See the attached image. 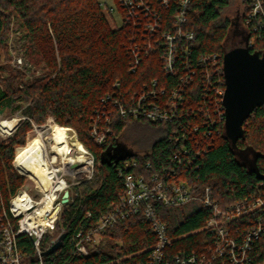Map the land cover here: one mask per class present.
<instances>
[{
    "label": "trees",
    "instance_id": "1",
    "mask_svg": "<svg viewBox=\"0 0 264 264\" xmlns=\"http://www.w3.org/2000/svg\"><path fill=\"white\" fill-rule=\"evenodd\" d=\"M237 2L192 0L190 6L187 27L196 35L193 57L217 56V61L210 64L211 75L215 77L213 81L221 79L222 75L219 76L216 69L223 65L224 54L236 48L229 40L233 26L230 12ZM240 2L243 5L241 21L246 44L250 37V29L245 24L248 6L245 0ZM175 3L172 1L169 13H162L168 24H171V13L175 12ZM12 25L24 31L27 37L25 55L34 66H42L44 74L29 82L21 72L0 67L6 74L0 76V116L12 117L23 108L22 114L28 118L11 138L0 142V191L4 199L7 200L10 193H16L26 180L14 169L15 149L25 147L32 123L43 125L52 117L57 125L75 129L79 143L94 156L95 173L90 181L70 190L72 201L63 205L56 229L45 235L42 248L47 251L53 240L58 237L60 240L64 234L66 238L54 253L43 256L44 264L143 262L154 246L156 236L142 213L107 229L99 245L90 250L89 258L75 253L74 239L78 233L93 228L123 196V178L118 172L121 161L137 159L141 167L135 174L147 175L149 172L143 167L144 163L151 162L155 166L153 170L159 171L161 166L170 164L169 158L178 148L169 137H165L157 140L145 156L121 151L117 154L121 157L119 162L102 163L106 152L119 150V136L132 122L113 119L112 135L104 146L96 145L91 136L93 119L98 108L104 105L105 98L126 101L155 80L161 87L176 83L177 79L167 77L163 72L162 50L148 54L142 52L136 70L130 71L134 61L132 40L137 44L142 37L123 26L113 29L98 0H0V59L1 52L6 53L7 36ZM251 52L264 54V39L256 41ZM200 84L198 82L199 87L192 95L195 100L200 98ZM183 119L201 127L206 121L193 115ZM221 124L220 134L200 145V155L193 153L194 166H183L180 177L189 179L197 188L211 187L223 205L253 197L264 199V179H261L264 178V105L248 119L246 139L238 142L240 150L252 148L260 154L255 166L252 153L246 155L245 161L231 147ZM191 139L188 144L193 143ZM197 140L201 144L199 137ZM155 207L168 227L175 251L192 250L207 237L204 225L208 212L198 204L167 208L155 203ZM17 245L24 255L23 264H39L28 236H19ZM252 256L254 264H264V235L255 243Z\"/></svg>",
    "mask_w": 264,
    "mask_h": 264
},
{
    "label": "built area",
    "instance_id": "2",
    "mask_svg": "<svg viewBox=\"0 0 264 264\" xmlns=\"http://www.w3.org/2000/svg\"><path fill=\"white\" fill-rule=\"evenodd\" d=\"M172 1L176 2V9L171 13V24H168L162 13H169ZM245 2L248 6L245 24L250 29L245 47L251 50L256 41L264 39V0ZM114 3L116 7L109 6L106 1L100 5L110 16L117 11L121 18L120 26L142 37L137 44L132 40L134 46L131 47V54L134 61L130 71L136 70L142 52L148 54L161 49L163 72L167 77L177 80L174 85L167 87L159 86L155 80L126 101L105 98L104 105L98 108L93 119L91 136L96 145L104 146L112 135L113 119L120 118L132 123L162 125L167 129L166 137L178 148L173 157L169 158L170 164L161 166L159 171L153 170L155 166L151 162L144 163L143 167L149 172L147 175L135 174L141 167L135 158L119 163L118 172L123 178L125 192L93 228L78 233L74 239L75 253L89 258L90 250L99 245L107 229L142 213L151 225L156 242L147 258L139 264H254L252 253L255 243L264 235V199L253 197L223 205L214 196L211 187L197 188L189 179L180 177L183 166H194L193 153L200 155V145L215 134H220L221 123L225 131L226 86L223 65L216 69V73L222 75H219L221 79L213 81L215 77L211 75L210 64L217 61V56L193 57L196 35L187 27L192 0H114ZM198 82H201L202 91L198 92L200 98L195 100L192 95L199 87ZM191 115L206 120L203 127L183 119ZM5 120L0 121V138L6 135L4 138L9 139L18 129V124L16 122L12 128L6 129L2 127ZM23 120L28 118L24 117ZM189 139L192 144H188ZM19 148L15 149L14 169L31 178L15 165ZM85 151L87 164L55 169L51 167L54 170L53 181L48 190L40 188L41 197L38 200L23 189L24 186L14 194L10 193L7 200L0 191V264H23L24 255L17 245L21 235L31 239L37 253V263L44 264L43 254L46 250L42 248V241L46 234L56 229L64 205L63 193L68 190L69 202L72 201L69 187L80 183L77 181L79 174L86 171L88 180L93 176L95 159L86 148ZM150 151L140 155L145 156ZM66 173L71 176V182L64 178ZM47 201L51 202L49 210L41 215L38 210ZM155 203H161L167 208L196 203L205 209L208 212L204 225L207 237L201 245L189 251H175L174 241L167 225L157 214ZM58 241L59 237L52 241V246Z\"/></svg>",
    "mask_w": 264,
    "mask_h": 264
},
{
    "label": "rangeland",
    "instance_id": "3",
    "mask_svg": "<svg viewBox=\"0 0 264 264\" xmlns=\"http://www.w3.org/2000/svg\"><path fill=\"white\" fill-rule=\"evenodd\" d=\"M98 1L100 3L106 1L109 6L116 7L114 0H98ZM230 13H231V20H232L233 26H232V32H231L229 43L236 45V48L245 47L246 44L244 40H245L246 34H245V31H243V24L241 21L242 15H243V5L241 4L240 0H238L237 4H235L232 7ZM104 15L113 29H116L117 27L121 25V18H120L119 13H117V11L111 16L109 15L108 12H104ZM26 46H27V37L24 31L21 30L17 25H12L10 33L7 36V50L5 51L6 53L1 52L0 67L8 68L12 71H19L24 75L25 81L30 82L34 78L42 76L44 74V71H43L42 66H39V67L34 66V64L26 57L25 55ZM18 59L19 60L21 59V62ZM5 75L6 74L4 70L0 69V76L4 77ZM22 111H23V108L17 111L16 113H14L12 117H9L10 119L16 120L18 124V129L21 126V124L24 122L23 118L26 117L22 114ZM5 119L6 117L0 116V121L5 120ZM59 127L61 126L57 125L55 123V120L52 117H50L48 118L46 123L43 125H36L32 123V130L29 131L26 135V145L25 146L27 147V150L28 148L32 146L38 147V149H41V152L44 155L47 163L49 162L48 170L50 172H52L50 166L55 169V168L64 167L63 165L64 163L66 166L72 163L73 157H77L79 154L78 153L80 150L79 146L82 145L78 141L75 129L69 127L68 129L70 130V134L76 136L78 145L71 146L69 148L67 156H64V157H62L57 147L56 155L58 156V158L54 162L53 157L55 155L52 153L53 148L51 147V144L54 142L57 143V139L55 140L54 136L56 134V128H59ZM166 135H167V129L165 127L157 128L147 123L134 122V123H130L121 133V135L119 136L118 145L121 150H124L128 154L146 153L149 150H151L153 144L157 140L165 138ZM4 137L1 136L0 142H6L8 140V139H5ZM72 147H76V149H73L71 151ZM80 167H83V166H80ZM61 172H64V171L61 170ZM94 173H93V176H94ZM67 174L68 173L65 174L64 178L68 182H71V176ZM91 179L88 180L86 171H82L77 177V181H79L80 183L75 186L69 187V189L73 190L75 187L81 185L82 183L86 181H90ZM37 184L38 183L35 178L26 177L25 183L23 185L24 187L22 186L23 189H26L29 192V194L36 200H38L41 197V189H40L41 186L40 184H38L39 186L37 187Z\"/></svg>",
    "mask_w": 264,
    "mask_h": 264
},
{
    "label": "water",
    "instance_id": "4",
    "mask_svg": "<svg viewBox=\"0 0 264 264\" xmlns=\"http://www.w3.org/2000/svg\"><path fill=\"white\" fill-rule=\"evenodd\" d=\"M223 70L226 86L224 95L225 135L231 147L238 151L240 158L246 161V155L252 153L255 166L260 154L252 148L240 150L238 142L246 139L245 124L248 119L264 105V54L251 52L247 47L231 49L224 54ZM121 151L124 150L119 148L114 153L106 152L102 157V163L114 160L119 162L121 157L117 154ZM256 172L258 173L257 170ZM62 203H69L68 190L63 193ZM65 238L66 235H62L60 240L43 255L54 253Z\"/></svg>",
    "mask_w": 264,
    "mask_h": 264
},
{
    "label": "bare ground",
    "instance_id": "5",
    "mask_svg": "<svg viewBox=\"0 0 264 264\" xmlns=\"http://www.w3.org/2000/svg\"><path fill=\"white\" fill-rule=\"evenodd\" d=\"M15 123H16V120H14V121L5 120L2 123V127L9 129V128H12L13 125H15ZM54 139L55 140L57 139V143L54 142L51 144V147L53 148L52 153L55 155L53 157L54 162L58 158V156L56 155L57 147H58V150H59L60 154L62 155V157H64V156H67L69 148L71 146L78 145L76 136L70 134V130L68 128H65V127L56 128V134L54 136ZM80 146H82V145H80ZM80 146H79L80 150L78 152L79 154L77 153L78 156L73 157V162L68 164L67 166L64 163L63 164L64 167H78V165L88 163L87 162L88 160L86 159L85 148L83 146H82L83 148ZM22 148L18 149V152L16 155V160H15L16 167H21L24 172L28 173L31 177L35 178L37 180V182L41 185V187L44 191L48 190L50 188L51 183H52L53 178H54V176H53L54 170H52L50 165L49 166H50L52 172H50L48 170V163L49 162L47 163L44 155L41 152V149H38V147H34V146L28 148V150H27L26 146H25V148L24 147H22ZM73 149H76V147H72L71 151ZM71 151H70V153H71ZM62 184L63 183L59 184V186ZM50 205H51V202L47 201L45 206L42 209L38 210V213H40L41 215L44 214L46 211L49 210Z\"/></svg>",
    "mask_w": 264,
    "mask_h": 264
}]
</instances>
